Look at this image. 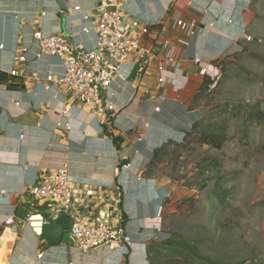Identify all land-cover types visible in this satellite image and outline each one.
Wrapping results in <instances>:
<instances>
[{
  "label": "crops",
  "instance_id": "1",
  "mask_svg": "<svg viewBox=\"0 0 264 264\" xmlns=\"http://www.w3.org/2000/svg\"><path fill=\"white\" fill-rule=\"evenodd\" d=\"M97 3L2 0L0 264H153V253L165 239L166 193L147 175L153 155L176 144L172 131L185 129L196 119L206 81L199 75L200 67L239 53L227 54L231 46L236 50L233 44L243 50L253 37H264V0H128L124 22L132 37L154 54L144 58L148 60L144 73L138 69L131 79V64L139 68L143 59L137 57L125 62L112 80L103 99L114 106L113 112L90 110L47 84V76H62L63 60L43 53L33 33L61 34L74 48L94 50ZM133 21L137 26L132 27ZM143 27L147 34H141ZM247 36L250 42L245 41ZM197 57L201 64L195 63ZM158 94L166 101L156 114L151 100ZM64 164L70 174V205L38 203L23 193ZM62 211L73 222L107 220L130 234L133 245L127 251L98 248L82 254L70 233L73 225L60 224L58 238L48 243L42 230L39 235L24 221L31 215L35 227L39 218L56 225Z\"/></svg>",
  "mask_w": 264,
  "mask_h": 264
},
{
  "label": "rangeland",
  "instance_id": "2",
  "mask_svg": "<svg viewBox=\"0 0 264 264\" xmlns=\"http://www.w3.org/2000/svg\"><path fill=\"white\" fill-rule=\"evenodd\" d=\"M253 38L222 61L185 141L150 164L166 190L153 264H264V37Z\"/></svg>",
  "mask_w": 264,
  "mask_h": 264
},
{
  "label": "built area",
  "instance_id": "3",
  "mask_svg": "<svg viewBox=\"0 0 264 264\" xmlns=\"http://www.w3.org/2000/svg\"><path fill=\"white\" fill-rule=\"evenodd\" d=\"M128 0H98L94 6L96 18V47L94 50H80L74 48L69 39L61 34H46L41 30H35L33 39L37 43L39 49L50 56L62 58L63 73L61 77L47 76L45 81L56 89L63 90L64 96L72 100L73 104L81 105L90 110L97 108L101 112H113L114 106L103 99V93L107 90L112 80L120 74L125 62L132 61L134 58L140 57L142 60L139 73H144L147 57L154 54L153 51H148L140 43L139 40L132 37L131 29L125 24L123 19V7ZM2 0H0V14ZM78 10L79 7H75ZM43 14L41 13V16ZM137 22H132V27L137 26ZM181 24V22H178ZM189 34H194V24ZM85 32L88 30L85 28ZM148 28H141V34H147ZM251 37H245V41L250 42ZM181 45H187L183 40L178 41ZM234 49L231 46L228 49V55L234 52H240L242 48L237 45ZM3 45L0 44V49ZM150 59V58H149ZM196 64H201V58H195ZM136 65L131 64L129 70L131 71ZM139 66V65H138ZM163 70V66L159 71ZM221 66L214 62L209 64V67H200L199 75L207 82V86L213 89L217 81L221 77ZM15 71L11 75H15ZM130 75V74H129ZM33 79L37 80L35 74L31 75ZM159 84L163 83V78L158 79ZM50 85H46V89ZM152 109L154 113L161 112V103L166 101L162 94H158L153 98ZM168 125V124H167ZM65 130L70 128L69 124L63 125ZM61 124L58 128H62ZM192 124L187 128L172 131V140L176 144H181L186 138V134L190 132ZM118 172V170H116ZM70 174L67 165H62L53 169L50 174L43 175L38 182L25 190L38 203H57L62 207L70 205ZM33 216H26L24 221L31 226L33 231L40 235L45 221L39 218V227H35L33 223ZM71 228V236L82 254H86L98 248H109L114 251H127L133 245V238L130 234L125 232L122 228H115L108 222L102 220L94 221H79L75 220ZM39 228V231L37 229ZM157 232L160 229L155 228ZM42 257V253L37 255ZM71 264V263H69Z\"/></svg>",
  "mask_w": 264,
  "mask_h": 264
},
{
  "label": "water",
  "instance_id": "4",
  "mask_svg": "<svg viewBox=\"0 0 264 264\" xmlns=\"http://www.w3.org/2000/svg\"><path fill=\"white\" fill-rule=\"evenodd\" d=\"M137 70L138 67L136 66L132 72L131 79L135 77ZM65 222L69 223L70 226H72L74 223L73 220L69 216H67V214L64 211L59 212V221L57 222L59 226L58 224L52 225L45 222L44 226L42 227V237L45 238L48 243H53L51 239L58 238L60 230H62L60 224L65 225L66 224ZM105 222H107V220H105Z\"/></svg>",
  "mask_w": 264,
  "mask_h": 264
},
{
  "label": "trees",
  "instance_id": "5",
  "mask_svg": "<svg viewBox=\"0 0 264 264\" xmlns=\"http://www.w3.org/2000/svg\"><path fill=\"white\" fill-rule=\"evenodd\" d=\"M216 63L219 64V65L221 66V68H222V65H221L222 62H221V63H220V62H216ZM207 84H208V82L205 81V82H204V85H205L204 87H205V88L207 87ZM204 87H203V88H204ZM195 126H196V124L194 123V124L192 125V128L195 127ZM192 128H191V130H192ZM191 130H190V131H191ZM188 134H190V132L186 134V138H187ZM206 137H207V136H206ZM212 137H213V136H211V140H207V138H206V140H204L203 143H204V144H213L215 147H220L221 142H220V141H217V142H214V143H213V138H212ZM186 138H185V139H186ZM184 141H185V140H184ZM161 149H162V148H161ZM159 150H160V149H159ZM159 150H158V151H159ZM158 151H156V152L154 153L153 158L157 155ZM153 158H152V160H153ZM151 162H152V161H151Z\"/></svg>",
  "mask_w": 264,
  "mask_h": 264
}]
</instances>
